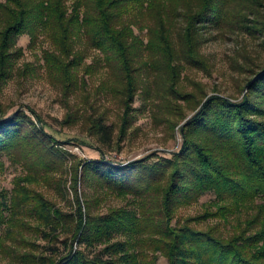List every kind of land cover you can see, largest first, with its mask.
Segmentation results:
<instances>
[{
	"label": "trees",
	"instance_id": "trees-1",
	"mask_svg": "<svg viewBox=\"0 0 264 264\" xmlns=\"http://www.w3.org/2000/svg\"><path fill=\"white\" fill-rule=\"evenodd\" d=\"M210 29L262 38L260 54L264 0H0V80L15 71L25 75L35 70L30 63L16 67L22 50L13 47L25 33L31 46L40 35L47 37L50 46L42 51V67L73 98L86 90L78 70L88 51L97 49L102 56L98 63L106 77L94 101L72 107L76 110L68 111L61 123L87 119L89 134L111 146L117 125L100 108L99 96L114 98L119 105V141L138 95L170 131L184 119L186 108L195 110L179 128L177 150L122 165L107 161L101 148V158L80 160L54 146L56 141L71 144L74 138H66L40 115L4 110L0 157L23 160L35 178L47 183L54 171H65L68 156L72 159L68 210L25 188L6 205L0 191V212H23L38 223L34 228L43 237L64 244L61 253L52 244L53 258L36 257L40 264H158L156 252L163 254L164 264H264V62L246 47L230 58L231 71L244 75L237 81L241 94L247 90L241 99L208 96L198 82L188 91L186 70L212 73L213 64L201 47ZM85 69L90 72L91 65ZM84 95L82 102H87L90 94ZM80 182L92 192L80 193ZM58 189L67 198V187ZM109 193L128 201L95 211ZM206 193L212 197L196 220H216L214 224L198 229L173 222L178 208ZM230 217L238 222L226 230Z\"/></svg>",
	"mask_w": 264,
	"mask_h": 264
},
{
	"label": "rangeland",
	"instance_id": "rangeland-1",
	"mask_svg": "<svg viewBox=\"0 0 264 264\" xmlns=\"http://www.w3.org/2000/svg\"><path fill=\"white\" fill-rule=\"evenodd\" d=\"M71 2L72 0H69V3ZM205 39L201 47L203 53L213 64L212 73L186 70L185 75L190 78L189 81L185 82L186 89L188 91L194 90L192 83L198 82L205 89L208 96L221 93L233 97L238 96L241 99L247 90L245 89L241 94L239 82L237 81L239 78L241 80L244 75L231 71L230 58L237 51L246 47L250 54L263 63L264 51L260 54L257 52L263 39L251 37L244 33L227 32V34H220L214 29L206 31ZM30 41L28 33L21 34L15 42L13 51L22 50L21 55L16 59V67L24 68L25 64L30 63L33 64L35 70L27 72L25 75L18 74L15 71L8 79L0 80V107L3 109L0 111V117L3 115L4 110L8 113H13L17 109L24 110L26 114L33 115V117L36 114L40 115L55 130L66 134V138H74L71 144L56 141L54 146L63 151L74 153L80 160L101 158L102 155L99 151L101 148L105 152L104 157L107 161L122 165L149 154L159 153L168 156L171 154L170 152L180 147L182 138L179 128L195 113V110L186 108L184 110V119L180 121L174 131H170L166 123L154 119L153 111L150 106H145L146 102H144L141 95H138L136 101L132 104L134 110L131 112L127 132L121 141H119L118 130L119 113L121 112L119 105L114 98L98 97L100 108H106L108 110V119L115 121L117 125L111 146H103L98 142L96 136L89 134V122L87 119L65 124L61 123L67 117L68 111L76 110L72 109V107L94 101L96 89L106 77L105 69L100 68L98 63V59L102 56L97 49L88 51L78 70V78L82 82L83 80L86 81V84H83L86 90L78 92L77 98H73L74 96H69L62 90L60 84L50 80L44 67H42V51L50 46L47 37L40 35L33 46L30 45ZM90 65L91 70L87 72L85 67ZM84 94H90L87 102H82L84 101ZM205 99L206 97L203 98V101ZM75 101L77 105H75ZM180 104L182 106L186 105L184 102H180ZM77 137L86 139L89 144H84ZM76 138L79 140H76ZM68 158L64 168L65 171H54L49 176L51 181L47 183L43 178H35L36 174L26 167L23 160L7 155L1 156L0 191L4 192L6 205H12V197H20L18 189L25 188L29 192L38 190L64 209H70V200H73V194L68 188L72 183L71 172L69 171L72 159L69 156ZM81 169L80 167V175ZM55 179L59 180V183ZM59 185L62 189L67 187L69 190L65 194L67 198L62 197L64 190L60 194ZM79 189L80 193L92 192V189L84 182H80ZM211 197L212 194L206 193L197 202L181 206L177 209L173 222L176 224L189 223L198 229H205L214 224L216 220H210L209 222L196 220V217L205 211ZM127 201V197L125 198L123 195L109 193L103 196L95 211L106 212L110 206L124 205ZM0 214L4 216L0 223V264H40L38 260H35L36 257L39 256L47 260L55 257V250H57V253L64 251V244L58 241L55 243V240L43 237L34 228L38 223L28 215H23V212L13 214L10 208H4ZM237 219V217H230L227 222H224L225 229L231 230L238 222ZM61 237L63 238L64 236L61 235ZM52 244H55L57 249H51ZM155 256L158 264L166 262L160 252H156Z\"/></svg>",
	"mask_w": 264,
	"mask_h": 264
}]
</instances>
